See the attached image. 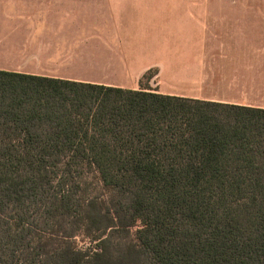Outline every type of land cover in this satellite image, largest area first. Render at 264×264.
Segmentation results:
<instances>
[{"label": "trees", "instance_id": "16d2710c", "mask_svg": "<svg viewBox=\"0 0 264 264\" xmlns=\"http://www.w3.org/2000/svg\"><path fill=\"white\" fill-rule=\"evenodd\" d=\"M0 264H264V109L0 71Z\"/></svg>", "mask_w": 264, "mask_h": 264}, {"label": "crops", "instance_id": "0c3cea01", "mask_svg": "<svg viewBox=\"0 0 264 264\" xmlns=\"http://www.w3.org/2000/svg\"><path fill=\"white\" fill-rule=\"evenodd\" d=\"M0 71L264 109V0H0Z\"/></svg>", "mask_w": 264, "mask_h": 264}, {"label": "rangeland", "instance_id": "374dc122", "mask_svg": "<svg viewBox=\"0 0 264 264\" xmlns=\"http://www.w3.org/2000/svg\"><path fill=\"white\" fill-rule=\"evenodd\" d=\"M145 1V0H144ZM150 1H176V0H150ZM213 1H222V0H213ZM146 77V76H145ZM147 78V77H146ZM84 186V185H83ZM87 191L89 194H99L100 192H102L99 188L98 185L95 183H89L87 185ZM139 227V223H136V225L134 227H132L129 231L131 234H133V232ZM72 242L73 244L79 248V249H88V248H92V246L95 245L94 241H91L88 236H86L83 233H79L77 235H75L72 238Z\"/></svg>", "mask_w": 264, "mask_h": 264}]
</instances>
